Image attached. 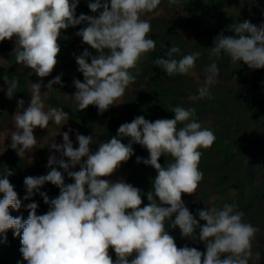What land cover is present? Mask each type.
<instances>
[{"label": "clouds", "instance_id": "1", "mask_svg": "<svg viewBox=\"0 0 264 264\" xmlns=\"http://www.w3.org/2000/svg\"><path fill=\"white\" fill-rule=\"evenodd\" d=\"M179 2L169 0L172 5ZM79 3L80 0H0V42L14 41L16 64L44 78L58 64L61 30L86 23L75 35L96 54L88 48L74 54L83 82L74 79L72 100L79 111L95 106L103 114L120 104L126 89L135 82L141 63L156 49L152 25L143 17L154 12L161 0H89L87 7L98 15L81 13L77 17ZM228 30L236 35L221 31L213 38L210 62L196 99L212 97L210 87L218 83L222 55L233 64L243 62L249 69H264V23L256 25L244 20L231 24ZM180 52L178 46L172 45L154 64L168 76L189 74L201 53L180 56ZM61 76L46 85L42 81L32 83L26 108L23 99L17 101L22 111L14 114L9 148L20 158L38 143L34 129H48L50 122H68V113L61 108L45 110L43 98L53 85L62 84ZM3 79L11 99L19 82L6 76ZM42 87L47 88L43 96ZM170 112L174 113L173 119L150 121L140 115L121 124L117 135L101 142L94 153L90 148L94 136L77 131L78 147H74L70 139L73 129L59 133L63 143L53 141L49 145L59 157L48 156L47 174L29 175L23 181L24 200L39 193L49 206L42 215L37 214L36 202L26 205V220L10 214V208H21V200L9 179L14 175L12 168H0V235L6 241L7 231L12 230L20 238V252L27 264H249L259 229L243 220V211L225 203L222 207L197 209V219L182 199L183 194H195L203 180L202 150L215 143L214 131L198 122L195 108L174 106ZM121 138H128V143ZM134 144L149 154L148 158L137 156L136 163L156 171L147 193L123 179H105L130 160ZM162 156L170 157L163 165L159 162ZM77 165L78 171L69 170ZM56 166L74 183L65 184L64 173ZM48 183L59 189L57 197L50 199L40 191ZM145 195L147 204L143 201ZM200 221L205 223L201 225ZM176 228L183 238L202 242L206 251L187 245L178 247L169 232Z\"/></svg>", "mask_w": 264, "mask_h": 264}, {"label": "rangeland", "instance_id": "2", "mask_svg": "<svg viewBox=\"0 0 264 264\" xmlns=\"http://www.w3.org/2000/svg\"><path fill=\"white\" fill-rule=\"evenodd\" d=\"M85 2H89V0H80L78 7L76 9L77 17L83 13L85 15H89L86 10L83 9V5ZM252 0H180L179 4H169V0H161V4L158 6L154 12L147 14L144 16V19L149 20L152 25V33L151 38L156 40V49L167 50L172 45L182 47L180 55L182 51H187L188 53L199 51L201 58L204 62L209 63V51L210 47L213 46V38L217 36L221 31L224 32L225 35L235 36L234 32L228 30L231 24H238L244 21L247 17L251 23L259 25L262 18H264V13H259V9L257 13L258 18L255 17L252 13H249L252 5ZM255 3H261L264 6V0H256ZM87 26L86 23H82L76 27H69L66 30H61V35L58 39V44L60 45V52L57 56L58 64L54 68L53 72L44 78L38 77L31 69L29 73L34 76L35 80H30L27 77H22V86L24 90V105L30 103V93H31V84L43 82L44 85L47 82L57 75H61L62 84L53 85V90L47 93L44 98L45 110L48 107H55L53 105H49L45 102L46 98H50L53 95L56 96L58 102L68 105L71 108L77 109L76 104L72 100V97L76 91L74 87V79H80L83 82V75L78 71V66L75 62V55H79L84 49L86 44L82 43V38L75 35L80 28ZM197 36V39L193 37ZM202 36H206L207 43L204 42ZM201 38L200 39H198ZM9 41V40H8ZM66 41V42H64ZM12 46V51H14L15 43L14 41H9ZM63 42V44H62ZM165 45V48L163 47ZM14 53V52H13ZM15 55V53H14ZM178 58L180 56H177ZM215 59V58H213ZM220 61H226L228 66H224L226 70L223 73L222 65L220 67V73L218 77V83L212 85L210 87V92L212 94L211 98H207L208 101H211L207 104L206 107L209 108V104L213 105L212 110H216V108H223L222 104L218 100V104L216 103L215 95H218L219 98L229 99L236 101L234 105L224 104L226 108L223 110H227L226 112H230V116L236 117L238 119L246 120L249 115L255 114L258 120L262 121L264 124V113L261 111L264 109V88L258 90H250L247 86L245 91L236 98H231L230 96H234L239 93L237 89L238 81H248L249 77H262L264 78V69L252 70L247 67L243 62L240 64H233L229 57L221 56ZM153 59L150 58V55H147V58L143 60L140 65V72L136 76L135 82L126 89L125 95L119 101V105H113L111 108L115 114V126L114 133L117 135L118 128L121 124L126 122H131L135 117L143 115L145 119L150 121H155L156 119H167L166 116L171 117V114L167 115L165 108H170L172 101L175 100V96H172L170 93H166L165 90L171 88L175 91H179L178 88H182L184 83H189L190 85L195 86L197 90L199 86L204 82L205 72L204 69H201L198 64V60L196 61V67L186 75H173L168 76L159 66L154 64ZM0 62L5 64L6 61L0 57ZM90 62V61H89ZM12 67L20 73L24 68L22 65L16 64L15 57L13 62H11ZM250 73L249 77L246 78V73ZM8 77L12 79V77L8 75H3V77ZM1 79L0 82V168H3V154L4 149L7 143H11L10 136L11 132L14 130V114L18 111L17 101L12 97L9 99L6 95L7 92V84L4 79ZM42 96L43 92L47 91L46 87H42ZM263 93V94H262ZM197 92L187 94L183 100L188 101L185 108H190V104L192 102L196 103L198 99ZM260 94V100L256 101V97ZM166 95L168 98H166ZM174 95V94H173ZM229 96V97H228ZM162 100H161V99ZM164 98V99H163ZM162 101V102H161ZM161 102L163 104V108L154 110L152 106ZM200 105V103H196ZM194 104V105H196ZM193 105V104H192ZM202 116L203 114H209L206 109H199ZM218 114V113H217ZM200 118L199 123L202 124L208 118ZM109 111H105L103 114L98 112V109L95 107L93 111V118L89 122V128L86 136H94L95 140L98 136L106 131L110 124ZM65 125H56L53 122L49 123L48 129H34V135L38 140L37 145L44 146L47 149V156L51 154H59L54 153V150H51L49 145L55 141L56 143H63L62 133L64 131H68L69 128L74 131L70 133V139L75 145L76 142V132L78 131V123L73 119L65 122ZM207 123V122H206ZM220 123V122H219ZM252 123V131H258L260 126L255 124V120H251ZM182 125H179V127ZM207 128H210L214 131V133L221 134L220 129L218 127V122L215 124H211ZM125 144L128 143V138H121ZM223 140H218V160L220 161V165H226L229 158L226 156L227 149L225 148V144L222 142ZM98 149V148H97ZM96 149V150H97ZM95 150V151H96ZM93 151V153L95 152ZM28 164L38 159L39 156L31 149L29 152H26L23 157ZM170 157L168 158V160ZM207 164L200 165V170L204 174V179L201 181L204 185H201L202 189L197 190V192L193 195L183 194L182 199L184 200L188 209L196 216L197 219L199 217L196 215L197 209H206L209 207H222V204H225L226 201H230L232 204L233 196L236 194L237 190L234 188L222 189V187H226L228 181L222 179L218 176L217 170L213 167L215 165L214 162L204 159ZM166 161L165 157L160 158V163ZM202 162V161H201ZM218 162V161H216ZM57 170L64 173L65 177L67 173L64 172L63 169L56 166ZM71 171H78L79 165L75 168H70ZM210 172V176L207 177V174ZM240 173V172H239ZM156 176V171L151 166H146L142 163H136V156H132V163L130 167L121 166V168L114 173L110 177H106L105 179H109L113 182L118 181L120 179L125 180V182L131 183L133 186L140 188L143 192L147 193L150 189L147 182H150ZM69 178V177H68ZM235 179V178H233ZM205 182V183H204ZM264 182V181H263ZM74 183V181L72 182ZM47 184H45L40 191L45 192ZM243 189V188H242ZM244 190H247V187H244ZM262 191V189H260ZM250 191L248 194H252ZM262 193V192H261ZM264 193V189H263ZM18 198L21 200V208L19 210L9 209L10 214L13 217H23V219H27L28 210L26 205L28 204L26 200H24V196L22 193H17ZM35 198L33 202L38 204L37 214L42 215L48 211L49 206L46 205L43 201V198L39 195V193L34 194ZM262 200V198H261ZM144 204H147L146 195L143 197ZM264 203L261 201L257 208L264 207ZM250 218L252 217V213L249 212ZM254 222L252 225L261 229L264 226L262 221L264 218H252ZM201 225L204 224V221H200ZM176 229H169L171 235L175 233ZM12 235L4 240V237L0 235V241L2 243L1 247L3 251L6 253L7 257L12 261L17 262L23 259L22 254L20 252L21 243L20 238L13 235V231L11 230ZM198 233V230H197ZM259 231L257 232L255 239L253 241L252 251L253 256L249 261V264L256 263V253H255V245L256 243L261 244ZM196 247L198 250L204 252L206 251L202 242H193L184 238L183 246ZM110 255L115 259V253L113 250H109Z\"/></svg>", "mask_w": 264, "mask_h": 264}, {"label": "trees", "instance_id": "3", "mask_svg": "<svg viewBox=\"0 0 264 264\" xmlns=\"http://www.w3.org/2000/svg\"><path fill=\"white\" fill-rule=\"evenodd\" d=\"M261 8V9H260ZM83 9L88 12L89 15H98V13H92L90 9L87 7V2L83 5ZM260 9V10H259ZM259 10V13H264V6L261 3H252L251 9L249 13H257ZM256 15V16H255ZM254 16L258 18L257 14ZM264 17V16H263ZM245 20H249V17H247ZM261 23H264V18H262ZM204 39V42L207 43L206 36H202ZM194 39H197V36L193 37ZM198 39L201 40V38L198 37ZM66 42V41H64ZM63 44V42H62ZM85 48H88L89 51H93L90 49V47L84 46ZM184 48V46L179 47L180 49ZM163 49H155L151 53H149L150 58L153 60H156L163 56L164 54ZM95 51H93V55H95ZM189 54L187 51H182V55ZM203 56V54H201ZM0 57L6 61L5 64H2L0 62V82L3 77V75H8L12 78H15L19 82V86L16 90V93H14L13 98L14 100L18 101L20 99L24 98V90L22 86V77H27L30 80H35L34 76L29 73L30 68L24 67L20 73H18L11 65V62L14 60V53L12 51V46L8 40H5L3 42H0ZM179 59L178 57H176ZM198 64L201 66V69H205L208 63L204 62L201 58V56L198 58ZM219 65H222L223 73L226 70L224 69V66H228V63L226 61H218V67ZM220 69V67H219ZM249 72L246 73V78L249 77ZM237 89L239 90V93H237L234 96H230L231 98H238L240 94H242L243 91H245L247 86L250 90H258L264 88V78L256 76V77H249L248 81H238L237 83ZM179 91H175L171 88L168 90L166 89L165 92L168 94H172V96H175V100L172 101L170 108H165L164 110L167 113V115L171 114L170 109L174 106H182L186 107V104L188 101L183 100V98L187 94H191L192 92L195 93L197 90L195 89V86L190 85L189 83H184L182 88H178ZM174 94V95H173ZM263 94V93H262ZM256 97V101L260 100L261 95ZM198 95V94H197ZM229 97V96H228ZM166 98L167 95H166ZM216 103L218 104V100L222 104L223 108H216V110H212L213 105L207 104L211 101H208L207 98L204 99H198L196 103H200V105H197L196 103L192 102L190 104V108L196 109V116L198 122L200 121L201 113L199 109H206V111L209 114H203L205 116L201 117L208 118L206 121L204 119L203 127H208L211 124H215L218 122V127L220 129L221 134L218 135V133H215L216 141L213 144V146L207 150H202L203 155L201 159L200 165H206L207 162L204 159H207L209 161L215 163L213 167L217 170L218 176L222 179H225L228 181L226 187H222V189H228V188H234L237 190L236 194L233 196V202L232 204L236 206V209L238 211L244 212L243 220L247 223L254 222L252 218H264V207L257 208L259 203L262 201L264 203V124L261 123L262 121L258 120L255 114L249 115L246 120L238 119L236 117L230 116V112H226L227 110H223L226 108L224 104H231L234 105L236 101L233 99H223L219 98L218 95H215ZM161 99V98H160ZM164 99V98H163ZM162 100V99H161ZM45 102L49 105H53L57 108H61L64 112L68 113V116L70 119H73L78 123V132L80 134H83L86 136L88 128H89V122L93 118V111L95 110V106H89L87 109L79 111L77 109L71 108L68 105H65L63 103H60L57 101L56 96L53 95L50 98H46ZM162 102V101H161ZM159 102L158 104L152 106L154 107V110L163 108V104ZM193 104V105H192ZM196 104V105H194ZM26 108L27 105H24ZM18 111H22V109H18ZM109 118H110V124L106 131L102 132L98 138L93 142L92 145H90V148L93 151H95L101 142H108V140L111 139L112 136H116L114 133V126L116 123L115 120V114L113 109L109 108ZM218 113V114H217ZM261 113H264V109L261 111ZM167 119H173V115L171 114V117ZM255 120V124L259 127L258 131H252V123L251 120ZM207 122V123H206ZM220 122V123H219ZM179 127V125H178ZM218 140H223V144H225V148L227 149L226 156L229 158L226 165H220V161L218 160V147L216 146L218 144ZM121 141L125 143L122 139ZM9 144H6V147L4 149L3 154V168L10 167L12 168L14 175L10 177V182L14 185V189L17 193H22L23 196L26 195V189L24 186V178L31 175V176H40L47 174L48 166H47V160H48V152L47 149L44 146L36 145L32 150L39 156L38 159H35L31 161L29 164L24 158H20L15 150H12L9 148ZM74 147H78V142H75ZM134 149V155L148 158V152L147 150L142 147L139 144L133 145ZM59 157V154H56ZM169 157H166V161L162 162L163 165L165 162L168 161ZM170 160V159H169ZM218 161V162H216ZM132 163V157L130 160L123 164V166L130 167ZM142 163V162H141ZM143 164V163H142ZM240 172V173H239ZM210 176V172L207 174V177ZM205 177H203L204 179ZM235 178V179H233ZM73 180L71 178L65 177V184L72 183ZM205 183V182H204ZM148 186L151 188V181L147 182ZM201 185H204L203 182ZM247 187V190H244V187ZM243 188V189H242ZM199 189H202V187L199 186ZM262 189V191L260 190ZM252 191V194H248V192ZM45 192L48 194L49 198H55L59 195V189L48 183L47 187L45 189ZM262 192V193H261ZM3 198V194L0 193V199ZM35 196L33 195L29 200H26L27 203H32ZM262 198V200H261ZM225 203H230V201H226ZM224 204H222L223 206ZM143 206V205H142ZM264 206V205H263ZM249 212L252 213V217L250 218ZM261 223L264 224V221ZM262 232L260 233L261 229H259L260 233V243H256L255 245V253H256V263L255 264H264V226L261 227ZM12 235L11 230H8L6 233V237L9 238ZM177 243L178 247H183L184 238L180 234L179 228H176L175 233L172 235ZM2 243L0 241V264H27V262L24 259H21L17 262L12 261L10 258L7 257L6 253L3 251L1 247Z\"/></svg>", "mask_w": 264, "mask_h": 264}]
</instances>
